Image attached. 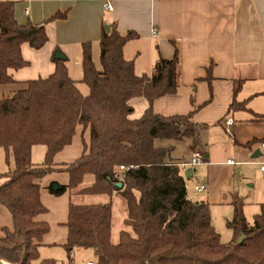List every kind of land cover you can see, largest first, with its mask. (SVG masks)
I'll return each mask as SVG.
<instances>
[{"label": "trees", "instance_id": "16d2710c", "mask_svg": "<svg viewBox=\"0 0 264 264\" xmlns=\"http://www.w3.org/2000/svg\"><path fill=\"white\" fill-rule=\"evenodd\" d=\"M13 6V1L0 0V84L13 82L9 69L28 65L21 54L22 43L40 49L48 41L46 23L66 18V12H57L40 23L20 24ZM137 37L134 31L120 35L115 23L108 32L103 25L100 70L92 62L90 43L83 42L81 80L68 76L64 60L53 59L50 75L28 80L25 88L0 100V147L11 151L14 163L0 173V204L10 212L13 224L12 230L3 228L0 236V259L31 264L38 257L42 238L49 232L48 222L37 218L47 211L40 198V181L53 170L64 169L68 182L50 187L52 193L74 190L109 196L106 203H68L62 247L70 262L72 251L83 248L95 254L91 264H264V201L248 223L243 199L235 197L232 216L226 220L232 239L221 242L209 203L188 198L182 162L170 157L172 144L155 145L156 139L184 138L196 144L202 125L192 121V112L164 116L153 111L152 101L173 94L178 86V48L172 41L173 57L158 56L149 74L138 75L134 60L123 56L124 45ZM80 83L86 86V94L80 91ZM234 83L235 94L240 82ZM134 96H144L149 103L138 118L129 117L128 100ZM242 108L245 102L233 99L228 112ZM78 127L80 155L68 163L56 162L55 156L70 145ZM36 144L46 148L41 163L30 159ZM88 175L91 183L80 187ZM113 194L125 201L123 224L129 227L119 231L115 243L111 241ZM241 235L244 238L236 243ZM39 264L57 262L43 258Z\"/></svg>", "mask_w": 264, "mask_h": 264}, {"label": "crops", "instance_id": "0c3cea01", "mask_svg": "<svg viewBox=\"0 0 264 264\" xmlns=\"http://www.w3.org/2000/svg\"><path fill=\"white\" fill-rule=\"evenodd\" d=\"M10 1L20 24L40 23L57 12H66V18L46 23L48 41L40 49L22 43L21 54L28 65L8 70L13 82L0 84V100L25 88L28 80L50 75L56 50L64 55L68 76L79 81L83 76L82 43L89 42L92 62L100 70L103 25L115 23L120 35L128 31L138 35L123 47L124 58L134 60L138 75L149 74L158 56L172 58L174 42L179 55L178 86L173 94L155 98L152 109L164 116L193 113L192 121L202 125L196 144L189 138L171 142L172 148L173 143L184 144L185 156L178 160L182 163L190 162L194 151L204 154V160L191 166L192 173L185 179L191 190L188 198L206 200L211 207L227 203L232 207V200L240 197L233 167L264 152V119H256L264 116V0ZM106 3L112 9H106ZM153 29L157 32L152 33ZM236 81L240 87L234 94ZM233 99L244 101L245 108L228 112ZM128 104L132 107L130 118L140 117L149 106L144 96L131 97ZM227 119L232 120L230 125L225 124ZM45 149L33 145L31 161L41 163L37 160L43 161ZM189 167L182 168V174ZM200 185L205 189L196 191ZM6 225L0 228V236ZM53 246L43 237L39 250Z\"/></svg>", "mask_w": 264, "mask_h": 264}, {"label": "rangeland", "instance_id": "374dc122", "mask_svg": "<svg viewBox=\"0 0 264 264\" xmlns=\"http://www.w3.org/2000/svg\"><path fill=\"white\" fill-rule=\"evenodd\" d=\"M80 91L83 94L87 93V88L84 84H79ZM83 137L88 139L87 131L84 132ZM174 141L167 139H156L155 145L165 147L171 145ZM170 143V144H169ZM175 148L170 151L171 158L173 160H181L185 156L184 144L173 143ZM82 148V140L80 135V129L76 130L70 145L63 148L55 157V161L59 163H68L73 161L80 155ZM36 159V158H35ZM38 159L37 161H41ZM264 162V152L255 157L250 158L247 164L238 162L233 167V176L239 196L243 199V213L248 223H252L253 215L259 211V204L264 201V173L260 172V164ZM61 166L58 165L57 167ZM14 167L13 157L10 150L6 151L0 147V173L12 169ZM91 176H85L81 186L91 183ZM192 181V180H191ZM190 181V182H191ZM68 182V174L64 169H55L52 172L45 175L41 181L40 198L47 211L38 215L39 220L47 221L49 224V232L44 235L45 241L54 243L53 247H43L38 250V257L31 261V264H38L41 257H52L57 264H67L70 262L66 255L62 243L66 239V227L64 222L67 218V206L69 202L76 204H90V203H106L109 201V196L106 194H80L74 190H64L59 194L52 193L49 188L52 189L54 185L61 187ZM251 184V186L249 185ZM188 194L191 190L187 188ZM112 203V218H111V241L117 242L118 234L121 229H129V227L123 224V220L126 217V207L124 199L118 195L113 194L111 197ZM210 215L213 226L219 233L221 242L227 243L232 239V231L226 225V220L232 216V207L228 203L222 206H210ZM5 223L8 230H12L13 224L11 223V217L7 209L0 204V228ZM3 230V229H2ZM94 252L90 249H75L71 255V264H80L88 260L94 259ZM91 260V261H92ZM95 262L92 261V263ZM91 263V262H90Z\"/></svg>", "mask_w": 264, "mask_h": 264}, {"label": "built area", "instance_id": "2783aa9c", "mask_svg": "<svg viewBox=\"0 0 264 264\" xmlns=\"http://www.w3.org/2000/svg\"><path fill=\"white\" fill-rule=\"evenodd\" d=\"M105 8L108 9V10L112 9L111 4L110 3H106ZM156 32H157L156 29L152 30V33H156ZM231 123H232L231 119H227L225 121L226 125H230ZM262 146L264 147V143H262ZM203 160H204V154L202 152H200V151H194L193 154H192V158H191L190 162L181 163V166H182V168L187 167V166L191 167V166H193V165H195L197 163L202 162ZM227 162L228 163H233L232 160H228ZM120 167L122 168V166H120ZM260 170L264 171V163L261 164ZM204 189H205L204 185H200V186H196L195 187L196 191H202ZM88 264H91V263L89 262Z\"/></svg>", "mask_w": 264, "mask_h": 264}, {"label": "water", "instance_id": "95a60500", "mask_svg": "<svg viewBox=\"0 0 264 264\" xmlns=\"http://www.w3.org/2000/svg\"><path fill=\"white\" fill-rule=\"evenodd\" d=\"M104 27H105L106 32H108V31H109V26L106 24ZM53 57H54V59H56V60H63V59H64V55H63L62 52H60L59 50H56V51L54 52ZM251 157H252V158H253V157H256V154H253ZM191 173H192V168H191V167L186 168V169L183 171V176H184V178H185V179H188V178L190 177ZM53 188L56 189V185H54ZM243 238H244V236L241 235L239 238H237L236 243H240V242L242 241ZM0 264H10V263H9V262H6V261H4V260H2V259H0Z\"/></svg>", "mask_w": 264, "mask_h": 264}]
</instances>
